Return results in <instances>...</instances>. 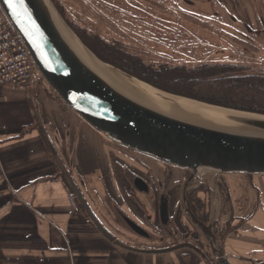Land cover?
<instances>
[{
  "label": "crops",
  "instance_id": "crops-1",
  "mask_svg": "<svg viewBox=\"0 0 264 264\" xmlns=\"http://www.w3.org/2000/svg\"><path fill=\"white\" fill-rule=\"evenodd\" d=\"M135 153L40 80L29 88L0 87V264H209L191 247L147 253L125 246L135 242L120 234L119 213L143 222L151 208L147 191L135 185V176L148 173ZM58 158L116 241L99 231L78 198L71 203ZM138 178L149 184L147 175ZM201 184L210 220L218 230L231 223L219 239L229 262L263 264L264 175L209 173L194 186ZM179 195L172 194L174 209Z\"/></svg>",
  "mask_w": 264,
  "mask_h": 264
},
{
  "label": "water",
  "instance_id": "water-1",
  "mask_svg": "<svg viewBox=\"0 0 264 264\" xmlns=\"http://www.w3.org/2000/svg\"><path fill=\"white\" fill-rule=\"evenodd\" d=\"M0 5L27 46L36 67L71 109L115 142L191 171L183 189L185 210L208 237L218 264H231L215 233L214 220L208 224L200 221L188 204L186 192L203 174L264 175V114L168 93L143 81L165 94L229 110L220 111V116L236 126L214 125L160 109L130 94L97 70L71 41L68 30L80 38L65 23L51 0H22L14 7H10L7 0H0ZM58 163L92 222L109 240L116 241L96 218L59 158ZM135 185L140 190L148 189L141 178L135 180ZM161 213L167 215L166 203ZM126 222L135 233L148 235L131 219ZM125 246L139 252L165 253L192 245L160 249Z\"/></svg>",
  "mask_w": 264,
  "mask_h": 264
},
{
  "label": "rangeland",
  "instance_id": "rangeland-1",
  "mask_svg": "<svg viewBox=\"0 0 264 264\" xmlns=\"http://www.w3.org/2000/svg\"><path fill=\"white\" fill-rule=\"evenodd\" d=\"M51 1L58 12L57 6H60L65 17L77 28L81 27L86 32L108 41H120L129 51L140 55L147 63L187 66L222 63L245 67L244 72L242 71L245 74H264V0ZM59 14L69 26L61 12ZM81 42L85 45L82 40ZM36 72V79L52 90L37 69ZM136 152L137 161L143 167L141 169L148 170V173L137 176L147 175L146 179L155 197L164 192L170 181L168 189L171 191L175 174L179 180L177 192L182 194L187 177L191 175L189 169ZM211 178L214 179V176ZM215 179L221 178L217 176ZM221 183L223 184L222 180ZM202 189L206 190L207 187L201 184L192 186L187 191L191 192L189 195L193 198L196 191ZM220 189L224 201L227 199V193L222 186ZM155 202L156 200L153 201ZM200 205L201 212L207 209V199L201 201ZM180 207L179 198L176 211L172 214L173 221L170 222V228H174L176 236L179 237L177 240L164 241L168 237L155 207L149 208L150 213L147 211L146 221L138 222L148 230L149 238L132 231L120 216L119 232L130 242L135 238V247L160 249L181 240V233L184 234L189 226L195 230L196 237H199L200 243L205 246L208 239L183 211H178ZM150 217L152 220L148 221L152 222H147Z\"/></svg>",
  "mask_w": 264,
  "mask_h": 264
},
{
  "label": "trees",
  "instance_id": "trees-1",
  "mask_svg": "<svg viewBox=\"0 0 264 264\" xmlns=\"http://www.w3.org/2000/svg\"><path fill=\"white\" fill-rule=\"evenodd\" d=\"M59 7V12L65 17ZM65 19L98 58L158 89L214 105L264 114V74H245V67L222 63L194 66L150 64L129 51L122 42L90 34ZM193 200H197L198 204L201 202L196 198ZM199 207L202 209V205L199 204ZM230 226L228 222L223 228L224 235Z\"/></svg>",
  "mask_w": 264,
  "mask_h": 264
},
{
  "label": "bare ground",
  "instance_id": "bare-ground-1",
  "mask_svg": "<svg viewBox=\"0 0 264 264\" xmlns=\"http://www.w3.org/2000/svg\"><path fill=\"white\" fill-rule=\"evenodd\" d=\"M68 32L71 41L79 49L82 55L97 70L103 73L109 80L114 82L116 85L125 89L127 92L136 96L137 98L165 111L193 120H198L201 122H206L219 126H236L233 125L227 119L220 116V111L229 110L201 103L199 101L188 99L185 97H176L169 94H165L155 89L151 85L143 82L142 80H139L137 78H131L119 71L118 69L112 67L111 65L102 62L74 35L72 31L68 30ZM178 182V175L175 174L173 178V183L170 187L171 191L177 192Z\"/></svg>",
  "mask_w": 264,
  "mask_h": 264
},
{
  "label": "flooded vegetation",
  "instance_id": "flooded-vegetation-1",
  "mask_svg": "<svg viewBox=\"0 0 264 264\" xmlns=\"http://www.w3.org/2000/svg\"><path fill=\"white\" fill-rule=\"evenodd\" d=\"M137 179L138 176H135L134 179ZM189 178V176L187 177ZM143 179V178H142ZM169 184L170 182L167 184V188H164V192H161L160 196H157L156 194V197L154 196L153 192L151 191L152 189L150 188V185L148 184V189L146 190L147 191V194L149 196V199L151 200V209L155 207V209L158 211V216L160 218V222L162 224V226L164 227V232L166 234V236L168 238H163L164 241H172V240H177L179 237L176 236V230H174V228H170V222L173 221V217H172V214L175 213L176 211V208L174 209L173 207L175 206L174 203H173V197H172V193L171 191H169ZM185 185V184H184ZM184 189V188H183ZM182 194L179 195V198H180V205L181 207L178 209V211H183V214H186V216L193 222L194 225L195 222L191 219V217L187 214L186 210H185V206H184V199H183V190L181 192ZM186 196H187V201H188V204L193 212V214L202 222L208 224L211 220V217H210V213L209 211L205 208L204 210L206 211H202L201 212V208L199 207V204H198V201L197 200H193V199H198L199 201H203L201 196L199 195V192H196L194 198H192V196L189 195V191L186 192ZM157 198V199H156ZM156 200L155 203H153V201ZM166 203L167 204V215L165 216H162V213H161V209H162V205ZM174 209V212H172ZM150 213V211H149ZM119 216L123 219V221L125 222V224L128 225V223L126 222V219H131L132 221L136 222L138 225H140L136 220H134L132 217H130L129 215L123 213V212H120L119 213ZM148 220H152L151 217L148 219ZM148 222H152V221H148ZM168 225V226H167ZM145 231H147L148 235L147 236H142L144 238H149L150 237V233L148 232V230L146 228H144L142 225H140ZM196 227H198L202 233L205 235V237L208 239V237L206 236V234L204 233V231L196 225ZM187 230L186 232L181 233V240H178L174 243V245L172 246H167L166 248L168 247H173V246H177V245H180V244H190L192 245L191 248H195L197 250V252H200V254L202 255L203 259L209 263V264H218V261L215 260H211V257H214L217 259L214 251H213V248L209 242V239H208V243L204 246L203 244H201L200 242V238L196 237V234H195V230L191 229L189 226L186 227ZM217 227H216V223H215V233L217 234V237L218 239H222L223 236H224V230H216ZM137 234V233H136ZM139 235V234H138ZM136 241L135 238L133 240V242ZM132 243V242H131ZM185 247H189V246H184V247H181V248H185ZM180 248V249H181Z\"/></svg>",
  "mask_w": 264,
  "mask_h": 264
},
{
  "label": "built area",
  "instance_id": "built-area-1",
  "mask_svg": "<svg viewBox=\"0 0 264 264\" xmlns=\"http://www.w3.org/2000/svg\"><path fill=\"white\" fill-rule=\"evenodd\" d=\"M36 66L21 37L8 21L0 5V87L29 88ZM71 203L76 197L70 195Z\"/></svg>",
  "mask_w": 264,
  "mask_h": 264
},
{
  "label": "snow or ice",
  "instance_id": "snow-or-ice-1",
  "mask_svg": "<svg viewBox=\"0 0 264 264\" xmlns=\"http://www.w3.org/2000/svg\"><path fill=\"white\" fill-rule=\"evenodd\" d=\"M10 7H14L15 3H22V0H7Z\"/></svg>",
  "mask_w": 264,
  "mask_h": 264
}]
</instances>
